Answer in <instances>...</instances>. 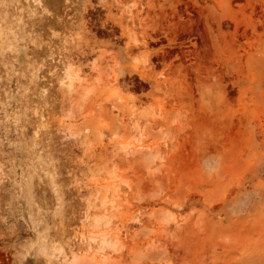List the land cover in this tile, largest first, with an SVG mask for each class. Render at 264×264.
<instances>
[{
  "label": "rangeland",
  "instance_id": "obj_1",
  "mask_svg": "<svg viewBox=\"0 0 264 264\" xmlns=\"http://www.w3.org/2000/svg\"><path fill=\"white\" fill-rule=\"evenodd\" d=\"M72 254L264 264V0H0V264Z\"/></svg>",
  "mask_w": 264,
  "mask_h": 264
},
{
  "label": "bare ground",
  "instance_id": "obj_2",
  "mask_svg": "<svg viewBox=\"0 0 264 264\" xmlns=\"http://www.w3.org/2000/svg\"><path fill=\"white\" fill-rule=\"evenodd\" d=\"M66 75H65V78L64 79H68L69 80V85L70 86H72V82H73V80L74 79H76V77H77V75H75L73 72H71V71H68V72H66L65 73ZM64 76V75H63ZM61 79H62V77H61ZM61 81H63V80H61ZM61 83V82H60ZM120 87V86H119ZM118 87V88H119ZM113 93V92H112ZM116 94H118L117 93V91H116V93H113V94H111L110 96H114V95H116ZM140 147H142V148H144L145 146L143 145V146H140ZM109 244H111V241L110 240H107V239H102V242H101V245L102 246H106V245H109ZM116 243L115 242H112V246H114ZM57 250H58V252L59 253H61L62 252V248L60 247V248H57ZM72 258H73V254L72 255H70V257H65L64 258V264H71L72 263ZM91 264V263H90Z\"/></svg>",
  "mask_w": 264,
  "mask_h": 264
}]
</instances>
